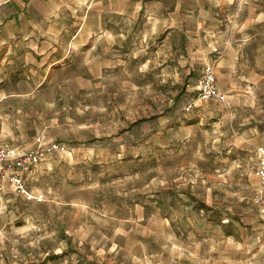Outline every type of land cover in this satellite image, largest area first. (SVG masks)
I'll list each match as a JSON object with an SVG mask.
<instances>
[{"label":"rangeland","instance_id":"obj_1","mask_svg":"<svg viewBox=\"0 0 264 264\" xmlns=\"http://www.w3.org/2000/svg\"><path fill=\"white\" fill-rule=\"evenodd\" d=\"M141 1L136 17L129 0L128 28L112 25L110 42L39 92L40 105L56 98L40 107L51 112L40 134L59 149L25 176L35 200L0 212V264L264 263L252 201L254 151L264 143V28L236 66V97L200 102V50L219 36L242 41L252 10L236 0ZM241 73L255 78L248 88Z\"/></svg>","mask_w":264,"mask_h":264},{"label":"crops","instance_id":"obj_2","mask_svg":"<svg viewBox=\"0 0 264 264\" xmlns=\"http://www.w3.org/2000/svg\"><path fill=\"white\" fill-rule=\"evenodd\" d=\"M236 1L248 4L252 10L242 25L243 32L247 31L248 35L237 43L225 37L220 42L219 36L207 53L200 50L201 65L212 63L216 66V85L226 99L236 97V66L246 57V50L255 43L257 28H264V0ZM141 2L135 0L133 16H139ZM118 3L121 5L118 6ZM129 17V0H0V143H8L18 152L49 145V138H42L40 132L47 129L42 116L51 112L46 114L40 111V107H51L56 98H53V103L40 105L36 101L39 92L57 85V75L74 67L76 59L84 51L94 49L98 41L104 39L110 42L106 37L111 35L112 25L128 28ZM91 19L99 20V26L91 25ZM181 37L187 38L186 31ZM180 48L188 57L187 44H181ZM86 55L88 57V53ZM248 67L245 65L242 69L247 72ZM192 71L195 69L192 68ZM239 79H244L248 88L249 81L255 78L250 79L241 73ZM52 114L55 116V113ZM259 146H264V143ZM36 168L37 163L33 164L31 174ZM257 187L258 180L255 191ZM27 191L29 196L17 194L8 182H4L0 192V212L15 209L17 198L35 200L34 193L28 188ZM165 260L160 258L157 261L160 264H185L175 258L163 262Z\"/></svg>","mask_w":264,"mask_h":264},{"label":"built area","instance_id":"obj_3","mask_svg":"<svg viewBox=\"0 0 264 264\" xmlns=\"http://www.w3.org/2000/svg\"><path fill=\"white\" fill-rule=\"evenodd\" d=\"M194 92L196 100L225 102L226 96L216 85V74L214 65L206 63L195 81ZM193 103L184 107L189 111ZM59 149L56 144L41 146L35 150L18 152L8 143H0V192L3 191V183L8 182L14 192L29 196L25 184V176L31 174L33 164L37 163L43 154L54 152ZM257 163L254 175L258 180V187L255 191L253 202L257 207L260 220L264 223V146L256 148Z\"/></svg>","mask_w":264,"mask_h":264},{"label":"trees","instance_id":"obj_4","mask_svg":"<svg viewBox=\"0 0 264 264\" xmlns=\"http://www.w3.org/2000/svg\"><path fill=\"white\" fill-rule=\"evenodd\" d=\"M57 256H53L52 258L54 259V258H56Z\"/></svg>","mask_w":264,"mask_h":264}]
</instances>
